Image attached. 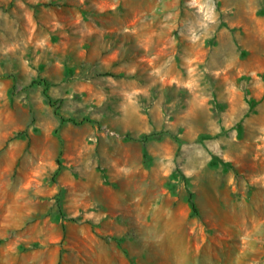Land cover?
<instances>
[{
  "label": "rangeland",
  "instance_id": "374dc122",
  "mask_svg": "<svg viewBox=\"0 0 264 264\" xmlns=\"http://www.w3.org/2000/svg\"><path fill=\"white\" fill-rule=\"evenodd\" d=\"M0 264H264V0H0Z\"/></svg>",
  "mask_w": 264,
  "mask_h": 264
},
{
  "label": "trees",
  "instance_id": "16d2710c",
  "mask_svg": "<svg viewBox=\"0 0 264 264\" xmlns=\"http://www.w3.org/2000/svg\"><path fill=\"white\" fill-rule=\"evenodd\" d=\"M41 82H42V84L44 86L43 95H44L47 103L53 108L54 114L57 117H59L61 124L65 123V122H68V121H74L73 119H68V118L64 117L63 115H61V113L59 111V106H58V103L61 100L54 99V98H52L50 96V94L48 93L49 84L47 83L46 80H42ZM166 133L171 134V136H173V138L175 140H177V141L179 140L178 137L173 135L171 132L167 131ZM159 137H160L159 134H153V133L152 134H145V135L141 136V141L143 143V156H144V158H146L148 156L147 150L145 148V143L148 142L149 140H152V139H159ZM60 156H61V152H60L59 157L57 159L58 168H57L56 173H58L60 171L61 166H62V162H61ZM209 165L210 166H217V162L215 161V157L214 156H212V158L210 159ZM224 165H227V163H224ZM172 177H176L175 173H172ZM187 202H188V205H189V207L191 209V215L192 216H198L199 215V210H198L197 204H196V202L194 200V194L192 192H190L188 194Z\"/></svg>",
  "mask_w": 264,
  "mask_h": 264
}]
</instances>
